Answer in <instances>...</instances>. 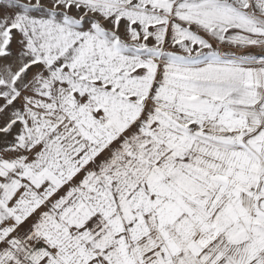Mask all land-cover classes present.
<instances>
[{
  "label": "snow or ice",
  "instance_id": "1",
  "mask_svg": "<svg viewBox=\"0 0 264 264\" xmlns=\"http://www.w3.org/2000/svg\"><path fill=\"white\" fill-rule=\"evenodd\" d=\"M0 264H264V0H0Z\"/></svg>",
  "mask_w": 264,
  "mask_h": 264
}]
</instances>
